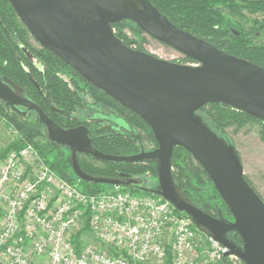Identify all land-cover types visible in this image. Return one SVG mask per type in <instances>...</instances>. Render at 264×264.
<instances>
[{
	"label": "water",
	"instance_id": "1",
	"mask_svg": "<svg viewBox=\"0 0 264 264\" xmlns=\"http://www.w3.org/2000/svg\"><path fill=\"white\" fill-rule=\"evenodd\" d=\"M7 1L37 45L140 117L154 135L157 148L129 157L103 154L92 147L86 127L58 126L5 77H0L2 105L24 118L34 113L48 141L69 151L70 166L79 181L145 190L141 179L84 173L79 155L103 162L154 163L157 187L149 193L190 218L200 232L227 249L226 256H235L243 264H264V201L245 180L234 146L225 135L212 133L196 115L202 107L220 104L264 122V70L178 29L148 0ZM122 21L134 23L146 36L197 66L161 60L127 47L113 30ZM175 147L187 151L206 172L232 221L208 215L183 196L171 174Z\"/></svg>",
	"mask_w": 264,
	"mask_h": 264
},
{
	"label": "trees",
	"instance_id": "2",
	"mask_svg": "<svg viewBox=\"0 0 264 264\" xmlns=\"http://www.w3.org/2000/svg\"><path fill=\"white\" fill-rule=\"evenodd\" d=\"M148 1L178 29L264 70V42L258 37L264 31V0ZM246 15L261 16V21H250ZM113 30L124 45L145 52L143 43L146 35L134 23L122 21L114 25ZM29 38L31 36L17 19L9 2L0 0V77L20 87L58 126L65 129L86 127L92 147L103 154L129 157L138 155L147 145L150 151L157 148L154 135L140 117L87 83L53 53L39 45L37 49L31 47ZM183 59L195 63L187 57ZM196 115L212 133L218 137L225 135L232 145L226 133L229 128L239 130L245 125L257 124L260 140L264 143V122L243 112L210 104L199 109ZM0 118L5 121V127L16 132L6 155L30 144L49 169L81 193L92 196L116 190L106 185L79 181L71 169L69 151L48 141L44 127L34 113L24 118L0 102ZM119 124L126 125L127 131H120ZM77 160L81 170L91 176H128L144 181L143 191L123 188L117 191L151 195L148 191L157 187L154 163L103 162L83 155H79ZM170 165L174 183L190 203L208 215L215 218L220 215L232 221L208 175L187 151L175 147ZM147 174L152 179L150 185L145 178Z\"/></svg>",
	"mask_w": 264,
	"mask_h": 264
},
{
	"label": "built area",
	"instance_id": "3",
	"mask_svg": "<svg viewBox=\"0 0 264 264\" xmlns=\"http://www.w3.org/2000/svg\"><path fill=\"white\" fill-rule=\"evenodd\" d=\"M3 126L0 118V135ZM131 191L88 196L32 145L9 152L0 165V264H242L162 197ZM84 231L106 252L84 245Z\"/></svg>",
	"mask_w": 264,
	"mask_h": 264
},
{
	"label": "rangeland",
	"instance_id": "4",
	"mask_svg": "<svg viewBox=\"0 0 264 264\" xmlns=\"http://www.w3.org/2000/svg\"><path fill=\"white\" fill-rule=\"evenodd\" d=\"M246 17L250 21H261V16L246 15ZM258 37H260L264 42V31L259 33ZM29 44L35 49L38 48V45L31 38H29ZM143 49L146 53L158 59L169 62L176 61L180 62V64H188L179 53L148 36H146L145 42L143 43ZM118 129L120 131H127V126L119 124ZM259 130L260 127L257 124H248L239 130L229 128L226 133L239 154L244 176L264 201V143L260 140ZM13 140L14 135L8 131L7 127L3 126L0 135V165L5 159L6 151ZM149 148V145H147L144 147L143 151L149 152ZM145 176L148 180L147 184L150 185L152 183V179L148 174ZM82 243L86 246H93L99 251L106 252V248L96 243L86 231L83 232Z\"/></svg>",
	"mask_w": 264,
	"mask_h": 264
},
{
	"label": "flooded vegetation",
	"instance_id": "5",
	"mask_svg": "<svg viewBox=\"0 0 264 264\" xmlns=\"http://www.w3.org/2000/svg\"><path fill=\"white\" fill-rule=\"evenodd\" d=\"M230 221V220H229Z\"/></svg>",
	"mask_w": 264,
	"mask_h": 264
}]
</instances>
